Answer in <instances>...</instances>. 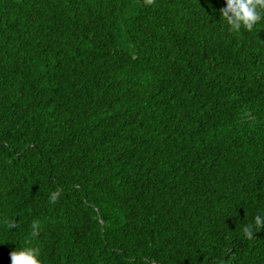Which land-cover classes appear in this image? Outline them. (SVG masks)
Masks as SVG:
<instances>
[{
    "label": "trees",
    "instance_id": "16d2710c",
    "mask_svg": "<svg viewBox=\"0 0 264 264\" xmlns=\"http://www.w3.org/2000/svg\"><path fill=\"white\" fill-rule=\"evenodd\" d=\"M224 7L0 0V264H264V19Z\"/></svg>",
    "mask_w": 264,
    "mask_h": 264
},
{
    "label": "clouds",
    "instance_id": "9594fccd",
    "mask_svg": "<svg viewBox=\"0 0 264 264\" xmlns=\"http://www.w3.org/2000/svg\"><path fill=\"white\" fill-rule=\"evenodd\" d=\"M225 4L226 7L221 10L220 15L230 32L252 31L264 19V0H225ZM56 198L52 194L50 201L54 203ZM257 229H264V215L256 216L253 223L245 225L243 233L251 239ZM9 255L11 264H41L39 252L33 247H21Z\"/></svg>",
    "mask_w": 264,
    "mask_h": 264
}]
</instances>
